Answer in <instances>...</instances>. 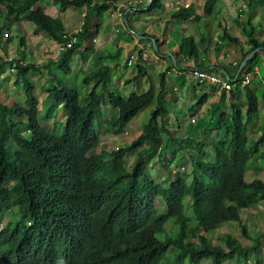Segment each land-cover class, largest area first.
<instances>
[{
    "label": "trees",
    "instance_id": "16d2710c",
    "mask_svg": "<svg viewBox=\"0 0 264 264\" xmlns=\"http://www.w3.org/2000/svg\"><path fill=\"white\" fill-rule=\"evenodd\" d=\"M41 1L0 0V7L5 11L4 18L13 20L19 28L21 21L31 22L52 41L63 43L71 30L66 29L60 18L35 7ZM53 1L62 10H85L78 43L63 52L60 58L44 65L55 64L57 69L71 75L74 54L83 45V56L94 50L93 39L100 30V17L115 8L118 0ZM151 1L143 13L166 11L163 0ZM216 3L217 0L205 1L206 18L215 15ZM195 10L191 5L185 12L174 11L171 16L187 21ZM225 28L226 37L238 40ZM244 31L251 47L242 55L241 61L252 50L263 47L243 67L237 78L238 86L232 92L234 94L243 86L245 99L237 98L232 102L230 114L220 113L216 126L221 137L198 142L193 148L198 157L189 152L193 167L190 183V175L186 173L162 182L148 174L147 156L162 145L164 133L167 141L191 142L190 137H174L171 128L165 124L161 128L157 126L158 120H164L169 114L165 73L160 76L158 94L151 83L147 93L132 94L125 99L109 90L110 65L103 64L91 72L89 69L83 79L85 86H92L86 106L80 104L77 86L57 79L48 90L43 118L51 120L57 116L60 106L66 108L67 126L58 135L39 122V100L28 74L41 68L19 60L3 62L0 57V76L9 63L16 64L25 95L23 104L6 105L0 99V224L6 213L16 209L20 215L17 221L0 228V264H165L166 260L168 264H179L182 259L189 264L207 260L211 261H207L208 264H248L252 256L255 264H264L257 243H245L230 232L225 233L219 243L206 236L225 222H238L244 237L250 238L243 212L264 203V181L258 178L247 181L245 177L250 159L258 156L264 145L263 134L253 147L248 148L249 126L259 117L260 99L251 83L242 85L245 75L260 64L261 56L264 58V40L256 38L248 29ZM153 37L159 54H166L164 40ZM19 44L24 46L23 37H19ZM180 49L184 57L195 58L197 64L207 66L206 62H200L203 60L194 37L185 36ZM116 54L98 52L95 56L101 60ZM147 75L146 66L141 64L138 75L125 83H140ZM234 95L237 97L236 93ZM105 96L118 114L110 121L114 133L123 132L141 110L157 101L152 119L144 124V132L128 145L111 151L99 148L100 134L93 123ZM210 97L208 93L196 96L198 102L192 111L198 113ZM208 148L214 151L215 162L208 160ZM129 153L135 155L128 170L125 157ZM159 196L164 201V213H159L156 206ZM187 197L192 198L191 206L199 221L195 227L199 233L198 241L189 239L191 219L184 212ZM169 218L174 219L177 229L160 239L158 235L165 233ZM170 249L176 250L173 262L168 258Z\"/></svg>",
    "mask_w": 264,
    "mask_h": 264
},
{
    "label": "rangeland",
    "instance_id": "374dc122",
    "mask_svg": "<svg viewBox=\"0 0 264 264\" xmlns=\"http://www.w3.org/2000/svg\"><path fill=\"white\" fill-rule=\"evenodd\" d=\"M144 1L146 3L145 5H143L144 8L142 9L146 10L148 1ZM169 1L170 3H172V1L174 0ZM205 1L206 0H196L195 2V7L201 9L197 12L199 13V15L201 14L203 19L204 17H206L204 14ZM263 1L264 0H217L215 15H212V17L207 18L206 22L201 19V22L199 24L201 28L198 27V24H193L191 26L194 28L195 31L187 27L186 29H184V32H182L180 28L178 30L179 32H177V25L175 24V32L171 31L168 34L172 37L170 45L172 46L174 44V38H180V36H182L183 38L184 36L194 37L201 57H203V54H207L208 56H210L211 53H215L216 49H219L217 50V52L222 55V61L227 66H231L230 64H232L234 58H242L244 50V46L242 43L243 39L245 43L249 41V38L245 33L244 29H248L249 32H253L256 38L264 40V3H262ZM40 3L41 4L38 3L37 5H35V7H40V5H42L44 10L48 9L50 11L47 12V10H45V12H47L50 16H53L54 18L58 17L57 15H59L58 18H60L66 26H68V23L74 24L75 21V25L78 24V27L82 25L81 22L83 21V17H79L78 14V12L81 13L82 10L79 11L73 8L62 10L60 5L56 4L53 0H42ZM67 10L72 11L68 12ZM172 12L174 11L172 10ZM126 14H128L127 11ZM240 14H242L241 19H238ZM4 15L5 11H3V8L0 7V37L2 36V38H4L3 44H5L7 50V52L3 54L2 50H5V46H3V44L0 45V57L2 58L3 62H14L16 60H19L23 63H34L35 65L41 68L39 70H35V72H30L28 74V78L31 79L34 84V93L39 100V122L45 129H48L60 135L63 133L64 129L67 126V110L63 106L59 107L57 116L55 118L51 120H45L43 118L45 114V109H47V104H45V101H47L48 90L53 87L57 79H60L69 85L77 86L80 91V104L82 106H86L89 101L88 92L92 87L91 85L85 86L83 84L84 76L88 73V70L90 69L91 72V70L103 64L113 66L114 63H119L116 69L111 68L110 80L114 85H110L109 90L111 92L119 94L125 99L132 94L140 95V93L142 92V90H138V87H136V83H132L126 86L119 85V83L117 84V81L121 78L124 79L125 83L127 80L138 75L139 66L141 64L145 66V62H141L139 63V65H136L138 64V62H135L136 64L132 66H127L125 64L127 56L129 55L127 50L123 52L121 51L119 55L103 59L102 61H99L96 57L93 56L91 61H89L88 65V59L86 58L87 61H85L84 57L81 56L84 50V47L81 46L78 51L74 54V58L71 64L72 73L71 75H67L63 73L62 70L57 69L55 64H50L48 67L44 66L47 65L50 60H56L60 58L63 53H57L58 56H53L54 58H45L47 54L52 53L53 46L52 40L47 34L41 32L33 23L28 21H21L19 28V24H17L13 20H6L4 18ZM110 16L123 20V17H118V12ZM198 18L199 17H196L195 19L197 20ZM112 19L113 18H109L108 12H104L100 17L99 22L107 21V23L109 24L110 20ZM142 20L144 21L141 26L143 28H156L158 30L161 29V27L158 26L159 22L157 19H149L148 17L143 16ZM129 25L131 26L130 21ZM225 27L227 28V32L231 33L232 35L238 36V40L232 41L229 37H226L224 35ZM7 28L10 29V32L8 33L6 32ZM18 28L19 31L16 30ZM123 30L128 32L127 28H123ZM101 33L102 31H100L99 34ZM161 33L165 35L164 28L161 30ZM210 35H212L211 37L215 38L216 41H210ZM9 37L12 39L11 41H9ZM19 37L24 38V46H20ZM217 40L220 41V45L218 47H216ZM93 44H95L94 40ZM148 46V51L150 52L152 50V46L147 45V47ZM227 47H232L234 51L231 52V50L227 49ZM102 50L106 53L111 52L112 54L118 51L115 44L105 45L104 49ZM155 50L156 49L153 48L152 52H150L147 57L148 60L145 59V61L150 62L149 69L150 67H152L153 72H151V75L156 78L159 89L162 69L164 68L165 72L167 73V70L170 69V66L173 68L174 65L170 62L171 58L168 56L156 58L157 54L155 53ZM226 50H230L229 57L224 56V54L227 52ZM52 55H55V53H52ZM141 57L142 56L139 57V53L138 56H136V58L138 59H141ZM150 58H155L158 61H153ZM9 59L12 60L10 61ZM162 59H166L168 61V67H161V65L164 64L163 62H161ZM263 66L264 65H262L261 72L264 76ZM12 68H14L13 72L11 70ZM120 70H122L121 73ZM258 81L259 80H257L256 82ZM21 83L22 81L19 78L16 64L12 65L9 63L0 76V99L3 103H5L6 105H13L17 102L21 104L24 103L25 95ZM231 91L232 90L225 91L226 99L224 100V102L226 104H221L219 106V110L214 109L215 106L213 105L216 103L209 102L204 106V109H199L198 113L196 114L192 111V108L198 101L196 100V98L193 97V91L187 93L185 97L181 99L179 98V96H169L168 94H166V108H168L169 114L165 117L164 120L159 119L157 126L161 128V126L165 124L171 128L174 137H177L178 139H187L190 137L191 142H188V144H184L173 141H167V138L164 133V141L162 145L159 146L160 148L158 147L155 152L147 156L148 174L154 177L156 181L162 182L164 179H172L177 177L179 173H186L190 175V177L188 178V183H190L193 176V173H191L193 167L189 152L193 153L196 157H198L199 155L193 149L198 142H210L217 137H221V134H219V132L217 131L216 121L218 120L220 111L221 113H223L224 111L229 109L230 112H232V102H229ZM263 91L264 88L262 87H260V89H258L257 91L260 99V112L259 117L254 120L249 126L248 135L250 138V142L248 148L253 147L255 142L264 134ZM174 92L175 91L173 90L172 94ZM242 95L244 96L243 93ZM197 96H200V94H198ZM218 98V100L221 101V97L218 96ZM212 99L214 101L216 99L215 96H212ZM179 106L180 109L178 110ZM156 108L157 101H154L151 105L141 110L139 114L132 119L131 123L124 128L123 132L114 133L111 130L110 121L111 119L112 121L115 120L118 114L117 110L110 106L108 96H105L102 99L99 108L95 113V118L93 122L96 130L100 134L99 148L111 151L118 147L128 145L133 139H135L142 132H144V124L148 123L150 119H152L153 111L156 110ZM165 141L167 143H165ZM207 151L209 155L208 160L211 162H215L216 157L212 148H208ZM134 155V153H129L125 157L128 170L133 164ZM263 155L264 145L260 147V154L250 159L249 167L245 176L247 181H252L256 178L264 181ZM191 203V197H187L184 200V212H186L185 215H187L191 219L192 229H190L189 239L198 241L199 233L196 231L195 227L199 225V221L195 216V212L193 210V207L191 206ZM156 206L159 210V213L165 212L164 201L161 196L156 199ZM5 215L6 216L0 224V228L7 227V224L9 222L17 221L20 218V215L18 214L16 209L12 212L6 213ZM243 216L244 224L246 225L247 233L248 235H250V238L244 237L241 226L238 222H225L218 229L208 232L206 236L211 238L214 243H219L221 242V237L225 233L230 232L235 237L239 238L245 243H250L251 245H255V243H257L259 245L258 247L260 258L263 260L264 263V203L262 202L258 205L249 208L248 210H244ZM176 229L177 225L174 223V219L169 218L165 223V233L159 234L158 236L160 239H163L166 234H172ZM175 253V249H170L168 251V256H170L168 258L171 262L175 261ZM254 260L255 259L252 256V259L248 264H255ZM207 261H204L201 264H208L206 263ZM208 262L211 263V261ZM165 264H168L167 260ZM179 264L189 263L187 260L182 259ZM224 264L237 263L224 262Z\"/></svg>",
    "mask_w": 264,
    "mask_h": 264
},
{
    "label": "crops",
    "instance_id": "0c3cea01",
    "mask_svg": "<svg viewBox=\"0 0 264 264\" xmlns=\"http://www.w3.org/2000/svg\"><path fill=\"white\" fill-rule=\"evenodd\" d=\"M195 2H196V0H174V1H172V3H170L169 0H163V3L166 7L165 12H159L157 14L156 13L155 14L154 13H146L145 14L142 12V10H143L142 8H144L143 5H145V3H146L144 0H118V4L116 5V7L111 8L107 11L109 18H113L115 20H113V19L110 20L109 24L107 23V21L106 22L105 21L99 22V24H100L99 33H100V31H102V33L101 34L98 33L96 35V37L93 39L95 41L94 50L86 52L84 54V56L81 54V56L84 57L85 61H87V59H88L87 64L89 65V61H91L92 57L93 56L96 57L95 53L104 52L102 49H104L105 45L115 44L117 49H118L116 55H119L121 53V51L122 52L125 50L128 51L129 55L127 56V60L125 63L127 66H132V65L136 64L135 62H138V64H136V65H139V63H141V62H145V66L147 65V72L149 70L148 75L146 77H143L141 79L140 83H136V87H138V90H142V92L141 93L139 92V93L140 94L147 93L151 88L150 87L151 83H153L155 91L158 94L160 91L159 90L160 87L158 89V83L156 81V78H154L151 75V72H153V69H152V67H150V69H149L150 62L145 61V59H143L142 57H141V59H138L135 57V56H138V53H139V56H142L141 53L143 52L144 48H146L147 50L149 49V46L147 47V45H151L152 50H153V48L156 49L155 46L153 45L152 39H154L153 36H158L161 40H164L163 46L165 48L164 50H166V54H159L158 49H156L155 50V53L157 54L156 58H159V56L160 57H167L168 56L171 58L170 62L173 63V65L175 67V68L174 67L170 68L169 70H167V73H166L163 67H168L169 63L166 59H162L161 62H163L164 64L161 63L162 64L161 67L163 68L161 74L166 73V81L168 84L166 94H168L169 96H172V95L179 96V98L181 99V98H184L185 95L187 93H190L191 91H193V97L194 98H196V96L198 94L202 95L203 93H208L211 95L208 103L209 102L210 103H216L213 105V106H215L214 109L219 110V106L221 104H224V105L226 104L224 102V100L226 99L225 91L221 92L217 89L213 90L212 88L208 87L205 84L198 83L192 77V75L190 74V69L193 68L197 64V61L195 58L185 59V57L182 55L181 49H180L181 48V42L183 39L182 36H180V38L179 37L174 38L175 39L174 44L172 46L170 45L172 37L169 36L168 34L171 31L175 32V28H174L175 24L177 25V27H176L177 32H179L178 31L179 28L181 29L182 32H184V29H186L187 27L189 29L191 28L194 30V28L191 26L193 24H198V27L201 28L199 25L201 22V19L204 20L205 22L207 21L206 17H204V19H203L201 14L199 15V13L197 12L198 10H201V9H198L196 7H195L196 10H195L192 18L187 20V21L186 20L185 21L175 20L171 16L172 10L185 12V10L189 6H191V5L195 6ZM39 4H41V3H39ZM40 7L43 8L42 5H40ZM148 7H149V1H148L146 8H148ZM43 10H44V8H43ZM45 10H47V12H50L48 9H45ZM118 10H121L124 13H126V11L128 12V14H126V18H125L124 22H125V25H127V27H128L127 30L129 33L123 30V27H122L123 20H120V19H117L116 17L110 16V15H114ZM129 10L132 12H130ZM54 11H56V10H54ZM67 11L69 12L72 10H67ZM47 12H45V13H47ZM78 14H79V17H83L85 15V11L82 10V12L81 13L78 12ZM153 15H155V16H153ZM241 15L242 14L239 15L238 19H241ZM57 16L59 17V15H57ZM129 16L131 17V19H130L131 26L130 27L128 26L129 21L127 20V18ZM143 16L148 17L149 19H157L159 22L158 26H160L161 29L158 30L156 28L152 29V28L141 27L143 22H144L142 20ZM58 17H55V18H58ZM196 17H199V18L196 20L195 19ZM195 21H197V22H195ZM75 22H74V24L68 23V26H66L65 23L63 22L66 29L71 30L70 33L74 32L75 30L78 29V24L75 25L76 24ZM163 28L165 31V35H163L161 33V30ZM211 36L212 35H210V41H212V40L216 41L215 38H213ZM233 36H235V35H233ZM235 37H238V36H235ZM239 39H240V37H239ZM3 40H4V38H3ZM52 43H53L52 53H54L56 43L54 41H52ZM242 43L244 46V50H243V54H244L251 47V43H250V41L245 43L244 39H243ZM219 45H220V41L217 40L216 47H218ZM3 46H5V44H3ZM84 46L85 45H83V47ZM227 49H230L231 52L234 51V49L232 47H227ZM152 50L150 52H152ZM217 50H219V49H216L215 53H211L210 56H208L207 54H203V57H201V59L203 61H200V62H206V64L209 65V67H212L213 69L217 70V72L219 74H222V75L225 74V76H224L225 79L234 81L235 79H237L239 77V75L241 73V70H240L241 63H242V61L240 60L241 58H234L232 64H230L231 66H227L222 61V55L219 52H217ZM230 50H226L227 52L224 54L225 57H229V53H230L229 51ZM2 52H3V54H5L7 52L6 46H5V50H2ZM52 53L47 54V56H45V58L48 59V58H54L53 56H55V57L57 56L56 54L52 55ZM104 53H106V52H104ZM106 54L111 55L112 53L109 52ZM132 55H134V57L132 59L133 63L128 64V59H130ZM110 57L111 56H107L103 59L110 58ZM103 59H101L99 61H102ZM151 60L158 61L155 58H153ZM175 60L178 64H175ZM240 61H241V63H240ZM25 62H27V61H25ZM118 65H119V63H114V65L111 66V68L116 69L118 67ZM238 65H239V67H238ZM262 65H264V58L261 56L260 64L255 66V70H253L254 74L251 77V85L255 91H258V89H260V87L264 88V76L261 72ZM174 69L176 70V72ZM121 72H122V70H120V73ZM257 80H259V81L256 82ZM118 83H119V85L126 86V83H124L123 78L119 79L117 81V84ZM110 84L112 86L114 85L112 83V81H110ZM203 88H205V89H203ZM173 90L175 92L172 94ZM234 90H235V88L231 91L229 102H234L237 100V98H240L243 100V98H244V96L242 95V93L244 94L243 86L240 87V89L236 90L237 92L236 91L234 92V94L235 93L237 94V97H235V95L232 93ZM177 93H179V94H177ZM212 96H215V98H216L214 101L212 99ZM218 96L221 97V101L218 100L219 99ZM194 104H195V102H194ZM166 109L168 110V108H166ZM179 109H180V106L178 107V110ZM202 109H204V106L201 108V110ZM220 113H221V111L219 112V116H220ZM223 113L230 114L231 112L229 109H227Z\"/></svg>",
    "mask_w": 264,
    "mask_h": 264
},
{
    "label": "built area",
    "instance_id": "2783aa9c",
    "mask_svg": "<svg viewBox=\"0 0 264 264\" xmlns=\"http://www.w3.org/2000/svg\"><path fill=\"white\" fill-rule=\"evenodd\" d=\"M117 12H118V17H120V18L123 17L122 18L123 19V28L124 29L128 28L124 22L125 18H126V13L121 12L120 10H118ZM80 31H81V27L79 26L77 30H75L72 33H69L68 35H66L64 37L65 41L63 43H56L55 42L56 46H55L54 53L58 56L57 53L65 52V51L72 49L79 41L78 34ZM149 54H150V52L144 48L142 58L148 59L147 57ZM133 57H134V55H132L131 58L128 59V64L133 63V61H132ZM159 58H160V56H159ZM188 58H190V57L185 56V59H188ZM9 60L11 61L12 59H9ZM11 70L13 72L14 68H12ZM190 74L198 83L205 84L208 87L215 88L219 91L233 90L236 86H238L237 79H235L234 81L227 80L224 77H222L217 72V70L213 69L212 67H209V65L204 67V66H200L199 64H196L193 68L190 69ZM253 74H254V72H248L244 77L242 85H244V86L249 85L251 83V77Z\"/></svg>",
    "mask_w": 264,
    "mask_h": 264
},
{
    "label": "water",
    "instance_id": "95a60500",
    "mask_svg": "<svg viewBox=\"0 0 264 264\" xmlns=\"http://www.w3.org/2000/svg\"><path fill=\"white\" fill-rule=\"evenodd\" d=\"M149 1V6L152 4V1L151 0H148ZM153 40V45L155 46V48L157 49V45H156V41L155 39H152ZM263 47H259V48H256L254 50H252L251 52H249L247 54V56L243 59L242 63H241V67H240V70L246 65V63L248 62V60L257 52L259 51L260 49H262ZM175 64H177L176 60H175ZM225 75V74H224Z\"/></svg>",
    "mask_w": 264,
    "mask_h": 264
}]
</instances>
